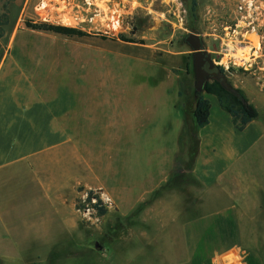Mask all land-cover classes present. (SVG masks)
<instances>
[{
	"label": "crops",
	"instance_id": "1",
	"mask_svg": "<svg viewBox=\"0 0 264 264\" xmlns=\"http://www.w3.org/2000/svg\"><path fill=\"white\" fill-rule=\"evenodd\" d=\"M227 1L214 0L223 10ZM256 1L253 31L259 33L264 31V0ZM27 3L20 0L13 25L9 13L0 38V264H43L57 244L73 236L78 231L75 200L80 188L111 198L120 217L132 215L141 199L174 174L175 153L187 142L180 78L160 48L125 49L135 54L130 57L134 62L149 69L162 67L158 81L162 97L155 96L160 101L155 99L146 109L135 110V92L128 118L122 111L109 113L98 101L110 104L114 100L117 104L121 98L131 99L130 92L124 90L130 85L128 79L118 78L116 70L105 62L96 63L98 78L85 77L81 85L59 78L57 71H52L57 60L51 56L57 53L28 45L26 39L32 32L20 28L19 16ZM70 14L65 16L69 19ZM105 49L94 51L100 54L108 51ZM119 52L123 50H111L114 55ZM139 84L148 83L141 80ZM208 100L209 123L203 128L195 126L194 101L191 105L190 125L198 151L190 184L197 189L190 192L192 202H180L169 211V233L162 242H177L178 251L163 261L191 264L196 249L207 239L206 231L219 223L223 233L219 241L229 242L224 251L229 264H264V119L253 120L239 131L217 99L215 114L212 100ZM145 142L151 152H159L154 153L159 161L152 155L148 167L142 161L145 170L140 171L139 151ZM129 157L132 167H137L130 174L124 165ZM126 231L123 227L93 252L88 248L89 262L139 264L137 241ZM33 242L38 243L37 252H33ZM143 242L141 251L155 244ZM225 253L218 258L223 261Z\"/></svg>",
	"mask_w": 264,
	"mask_h": 264
},
{
	"label": "rangeland",
	"instance_id": "2",
	"mask_svg": "<svg viewBox=\"0 0 264 264\" xmlns=\"http://www.w3.org/2000/svg\"><path fill=\"white\" fill-rule=\"evenodd\" d=\"M5 1L0 0V12L1 5ZM153 1L28 0L27 6L20 13V28L32 32L30 33L32 35L27 36V44L38 45V47L51 49L57 53L51 56L57 60L52 71H57L59 78L73 79L76 85H81L85 77L90 80L98 78L99 69L96 63L105 62L116 70L118 78L121 76L123 80L128 79L130 85L124 87V90L130 92L131 99L121 98L117 104L113 98V103L110 104L104 100L98 101L109 113L122 111L124 118H128L133 110L132 100L135 95L132 93L135 92L138 100L135 110L146 109L147 103L150 105L152 101L155 99L160 101L162 97L161 84L158 82L162 77V67L161 69L155 67L149 69L148 65L132 61L130 57L135 54L132 55L125 50L132 48L131 46H137L136 48L158 47L162 54H165L164 58L169 57L168 62L173 72L180 78L181 96L186 109L184 135L187 142H184L181 145L182 149L175 153L174 160L177 166L174 174L167 175V181L147 198L141 199L131 213L132 215L127 217H120L116 214L111 198L100 196L92 191L101 200L99 207L106 209V213L101 215L97 208L92 207L93 202L86 201L88 190L78 189V196L75 200V211L79 217L78 231L57 244L43 264H91L88 253L97 249L94 243H98L99 247L104 245L119 234L123 227L129 235L132 232L135 236L137 241L135 243L140 250L138 252L139 264H170L164 262L163 259L173 256V253L178 251V245L177 242H166L165 245L162 242L169 233L166 227L168 226L167 219L170 217L169 211L171 207H177L180 202L183 205L192 202L193 194L190 192H194V188L197 189L194 184H190L192 182L190 170L197 155L198 140L194 127L190 125V109L194 101V73L191 52L184 43L186 34L192 32L202 36L204 47L216 66H218L216 63L221 61V56L217 54V51L222 43L234 39L237 44L236 55L242 59V62L239 63L236 59L234 65H230L227 70L224 69L225 75L229 83L235 89L240 90L259 113L256 122L264 119V31L252 32L248 27L241 25L236 34H231L232 37L227 34V30L232 29L235 22L241 18L236 9L239 0H228L226 4L228 6L224 10L214 0H160L158 3ZM19 8L20 0L10 4V25L14 24ZM69 11H71L68 16L70 20L65 16ZM160 12H164V15H160ZM25 22L35 25L45 22L71 27L81 30L87 36L64 37L50 32L32 30L25 26ZM119 35L132 39L134 43L112 39ZM99 47L106 48L108 51L100 54L97 50L94 51V48ZM115 49L123 50V52L114 55L111 50ZM94 52L97 54H93ZM115 58L120 59L121 62L113 63L112 60ZM224 61L225 59L222 62ZM230 68L235 70L231 71ZM112 73L115 72L112 70ZM100 77L103 78L101 75ZM141 80H145L148 84H139ZM204 96L212 100V113L215 114L217 112L216 98L206 94ZM97 137L92 136V139ZM147 147L149 146L145 142L139 151L140 171L145 170V162L146 166L151 163L154 153L159 154V152H151V149ZM156 159L155 156L154 160ZM143 160H145L144 164ZM132 164L134 163L129 157L124 164L126 173L130 174L131 169L136 170L137 167H132ZM212 227L214 229L211 230L210 227L206 231L205 238L207 239L200 243L195 252L200 259L204 260V264L221 262L222 257H218L225 253L227 243H229L219 241L223 236L219 223ZM59 237L61 238L62 235ZM59 237L53 236L54 239ZM157 239L160 241L156 242ZM146 240L148 244L152 242L155 244L152 248L141 251L143 250L142 244L145 243L143 241ZM32 245L33 252H37L38 243L33 242ZM88 248H90L89 251ZM224 255L226 253L223 254V259Z\"/></svg>",
	"mask_w": 264,
	"mask_h": 264
},
{
	"label": "trees",
	"instance_id": "3",
	"mask_svg": "<svg viewBox=\"0 0 264 264\" xmlns=\"http://www.w3.org/2000/svg\"><path fill=\"white\" fill-rule=\"evenodd\" d=\"M13 1L15 0H6L1 5L0 38L4 35V26L9 23V4ZM193 5H195V2H193ZM25 26L32 30L50 32L64 37L87 36V34L81 30L61 25L47 24L45 22L38 25L25 22ZM112 39H119L123 42L134 43L132 39L126 38L123 35H119L117 38L113 37ZM218 69H220L225 74V70L223 68L218 67ZM230 70L234 71L235 69L230 68ZM204 94L214 96L217 99L221 109L230 115L234 127L239 131H242L247 124L253 120H256L259 116L257 110L248 102L240 90L234 88L233 91H228L217 80H211L206 83L203 93L194 92V108L192 116L194 124L198 128H203L209 123L211 103L204 96ZM92 198L96 199V203L93 204L92 207L97 208L99 213L104 215L106 213V209L104 207H99V203L101 202L99 196L94 194L92 191H88L86 201L91 203ZM196 254L194 255L191 264H204V260L200 259Z\"/></svg>",
	"mask_w": 264,
	"mask_h": 264
},
{
	"label": "water",
	"instance_id": "4",
	"mask_svg": "<svg viewBox=\"0 0 264 264\" xmlns=\"http://www.w3.org/2000/svg\"><path fill=\"white\" fill-rule=\"evenodd\" d=\"M192 57L194 73V92L203 93L207 82L214 79L228 91H233V86L228 82L226 75L216 67L210 55L204 47L202 36L196 33H188L184 38ZM207 67V69H205ZM217 68V71H214ZM209 70L210 72H208ZM95 247H99L98 244Z\"/></svg>",
	"mask_w": 264,
	"mask_h": 264
},
{
	"label": "built area",
	"instance_id": "5",
	"mask_svg": "<svg viewBox=\"0 0 264 264\" xmlns=\"http://www.w3.org/2000/svg\"><path fill=\"white\" fill-rule=\"evenodd\" d=\"M237 12L241 15V18L238 19L237 22L233 25V28L227 30V34L229 37H232L231 34H236L237 30L240 29L241 25L244 27H248L249 31L253 32V28L256 26L257 20V1L256 0H239L236 6ZM229 29V28H226ZM231 41L227 40L226 42L222 43L219 51L217 54L221 56V61L217 62L216 64L227 70L229 69L230 65H234V61L236 59L237 62L241 63L242 59H239L236 55L237 52V44L235 43L234 39H230ZM225 59L224 63L222 62ZM91 202L93 204L96 203V199L92 198ZM219 264H229L227 260L224 258L223 261L219 262Z\"/></svg>",
	"mask_w": 264,
	"mask_h": 264
},
{
	"label": "flooded vegetation",
	"instance_id": "6",
	"mask_svg": "<svg viewBox=\"0 0 264 264\" xmlns=\"http://www.w3.org/2000/svg\"><path fill=\"white\" fill-rule=\"evenodd\" d=\"M216 67L218 68V66H216ZM217 68L214 71H217ZM205 69H207V67H205ZM207 71L210 72L209 70H207ZM212 80H214V79H212Z\"/></svg>",
	"mask_w": 264,
	"mask_h": 264
},
{
	"label": "bare ground",
	"instance_id": "7",
	"mask_svg": "<svg viewBox=\"0 0 264 264\" xmlns=\"http://www.w3.org/2000/svg\"><path fill=\"white\" fill-rule=\"evenodd\" d=\"M64 17V16H63ZM67 18V17H66ZM243 52V51H242ZM244 59V58H243Z\"/></svg>",
	"mask_w": 264,
	"mask_h": 264
}]
</instances>
